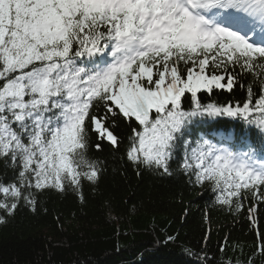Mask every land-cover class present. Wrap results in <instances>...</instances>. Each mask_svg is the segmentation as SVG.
<instances>
[{
	"label": "snow or ice",
	"instance_id": "snow-or-ice-1",
	"mask_svg": "<svg viewBox=\"0 0 264 264\" xmlns=\"http://www.w3.org/2000/svg\"><path fill=\"white\" fill-rule=\"evenodd\" d=\"M218 117L239 130L197 131ZM125 144L137 176L245 214L264 255V0H0V224L54 190L85 200ZM211 235L193 264H240Z\"/></svg>",
	"mask_w": 264,
	"mask_h": 264
},
{
	"label": "trees",
	"instance_id": "trees-1",
	"mask_svg": "<svg viewBox=\"0 0 264 264\" xmlns=\"http://www.w3.org/2000/svg\"><path fill=\"white\" fill-rule=\"evenodd\" d=\"M244 96L240 89L237 97ZM237 97L222 91L216 99L234 102ZM239 125L218 117L196 128L215 134L239 130ZM125 148L101 157L107 161L105 176L98 187L85 182V200L54 190L38 198L35 212L21 208L0 224V264H193L196 256L188 250L200 252L209 228L208 246L214 251L222 237H230L218 259L243 264L251 257L253 264H264V255L256 253L254 226L245 214L222 211L206 189L179 176H137Z\"/></svg>",
	"mask_w": 264,
	"mask_h": 264
}]
</instances>
